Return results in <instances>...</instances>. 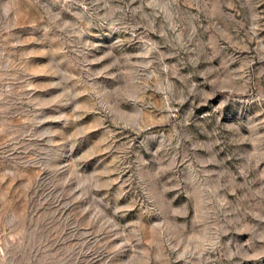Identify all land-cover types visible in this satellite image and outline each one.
<instances>
[{
	"label": "rangeland",
	"instance_id": "rangeland-1",
	"mask_svg": "<svg viewBox=\"0 0 264 264\" xmlns=\"http://www.w3.org/2000/svg\"><path fill=\"white\" fill-rule=\"evenodd\" d=\"M0 264H264V0H0Z\"/></svg>",
	"mask_w": 264,
	"mask_h": 264
}]
</instances>
